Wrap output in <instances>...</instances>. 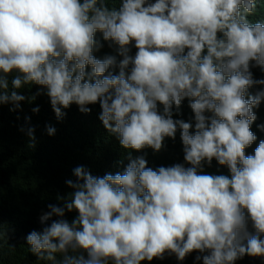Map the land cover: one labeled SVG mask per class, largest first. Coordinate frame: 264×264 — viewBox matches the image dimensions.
Returning <instances> with one entry per match:
<instances>
[{
	"label": "clouds",
	"instance_id": "obj_1",
	"mask_svg": "<svg viewBox=\"0 0 264 264\" xmlns=\"http://www.w3.org/2000/svg\"><path fill=\"white\" fill-rule=\"evenodd\" d=\"M40 101L49 136L97 111L113 143L102 175L78 158L42 231H25L31 264L264 257V0H0V117L14 127L0 131V164L27 158L34 129L19 126ZM167 141L188 167L147 159Z\"/></svg>",
	"mask_w": 264,
	"mask_h": 264
},
{
	"label": "trees",
	"instance_id": "obj_2",
	"mask_svg": "<svg viewBox=\"0 0 264 264\" xmlns=\"http://www.w3.org/2000/svg\"><path fill=\"white\" fill-rule=\"evenodd\" d=\"M258 17L263 16L258 13ZM31 96H37V92L33 91L29 97ZM189 105L190 102L186 100L182 101L179 109L173 105V119H182L183 114L189 110ZM40 106L42 110L27 113L28 120L23 123L24 127L19 126L24 132H27V128L34 129L35 139H30L28 135L30 147L27 158L17 163L0 164V264H31L32 259L37 258L26 250L22 243L25 231H42L44 225H41L39 217L48 211V205L56 202L58 196H65L71 191L66 181L76 179L73 175V170L77 167L75 164L82 162L78 158L91 162L86 164L94 168L85 169L94 176H101L102 169L99 166L107 164L106 146L113 143L112 138L104 132L106 130L101 129L97 111L92 116L80 115L73 111L76 116L74 118L69 113L65 123L61 125L59 120L54 127L55 134L49 136L46 129L48 126H54L52 122L54 114H47L42 101ZM158 108L162 113L163 106ZM259 116L261 124L264 125V109ZM184 121L195 125L193 116L184 118ZM79 124L85 126H79ZM11 128L14 127L8 126L6 119L0 117V131ZM91 132L99 136V141H94V133ZM173 142L167 141L165 146L168 149L162 154L146 152L147 159H151L154 163H167L171 162L174 156L181 159L180 162L188 167L189 165L184 161L183 146ZM204 164L209 166L207 163ZM159 167L155 166L153 169ZM209 168L219 171L225 167L213 160ZM250 227L249 220L248 228ZM9 234H12L14 238L12 249L7 245ZM59 259L57 255V262ZM243 262L264 264V257H257L255 261L246 259ZM37 264H50V262L38 261Z\"/></svg>",
	"mask_w": 264,
	"mask_h": 264
}]
</instances>
